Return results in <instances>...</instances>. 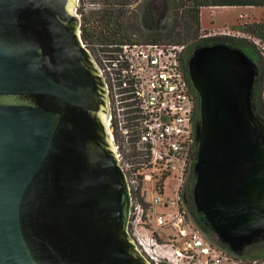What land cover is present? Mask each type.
<instances>
[{
  "label": "water",
  "instance_id": "obj_1",
  "mask_svg": "<svg viewBox=\"0 0 264 264\" xmlns=\"http://www.w3.org/2000/svg\"><path fill=\"white\" fill-rule=\"evenodd\" d=\"M76 6L0 0V264H150L128 233L132 199ZM186 66L199 109L193 202L240 254L264 236L257 65L218 43Z\"/></svg>",
  "mask_w": 264,
  "mask_h": 264
},
{
  "label": "built area",
  "instance_id": "obj_2",
  "mask_svg": "<svg viewBox=\"0 0 264 264\" xmlns=\"http://www.w3.org/2000/svg\"><path fill=\"white\" fill-rule=\"evenodd\" d=\"M183 45H119L97 68L132 203L128 233L150 264H257L208 241L181 200L196 154L198 99Z\"/></svg>",
  "mask_w": 264,
  "mask_h": 264
},
{
  "label": "trees",
  "instance_id": "obj_3",
  "mask_svg": "<svg viewBox=\"0 0 264 264\" xmlns=\"http://www.w3.org/2000/svg\"><path fill=\"white\" fill-rule=\"evenodd\" d=\"M112 1L117 4V0H93ZM208 7H256L264 8V0H145L140 4L139 12L135 14L138 18L136 34L138 39L133 38L135 32H131L125 22L108 19V33L110 38L119 42H141L154 43L160 45H183L185 47V57L201 46L213 44H227L239 48L246 52V41L235 37L213 36L200 38V11ZM109 16H112L110 14ZM120 14H116L115 19ZM88 18H83V36L87 34L85 24ZM251 33L258 39L264 40V27L254 25L250 28ZM257 76L255 78L252 91V106L255 115L264 122V64L262 60L256 61ZM187 211L191 214L195 225L208 235L209 230L204 227L203 219L195 212L191 201L187 204Z\"/></svg>",
  "mask_w": 264,
  "mask_h": 264
},
{
  "label": "rangeland",
  "instance_id": "obj_4",
  "mask_svg": "<svg viewBox=\"0 0 264 264\" xmlns=\"http://www.w3.org/2000/svg\"><path fill=\"white\" fill-rule=\"evenodd\" d=\"M93 0H77L79 11L83 17H86V12L83 10ZM81 9V10H80ZM131 32H135L133 38L138 39L139 35L136 34L135 22L128 20L125 22ZM200 25L201 30L199 33L200 38L222 36V37H235L244 39L246 41V54L251 58L255 64L256 61L262 60L264 64V40L255 37L250 28L254 25L264 27V8L256 7H208L202 8L200 11ZM264 92V86H263ZM254 126L259 142L264 151V122L261 121L256 115L254 116ZM197 151V150H196ZM184 195H187L186 187L182 188L181 200ZM184 206V205H183ZM209 234L206 236L208 241L213 243L220 249H227L233 255L243 259L246 262H256L257 264H264V236L257 238L249 244L240 254H236L222 242L218 236L210 229Z\"/></svg>",
  "mask_w": 264,
  "mask_h": 264
},
{
  "label": "flooded vegetation",
  "instance_id": "obj_5",
  "mask_svg": "<svg viewBox=\"0 0 264 264\" xmlns=\"http://www.w3.org/2000/svg\"><path fill=\"white\" fill-rule=\"evenodd\" d=\"M144 1L145 0H117V4H113L112 1L90 2L88 4L89 6L83 9L86 12V17L88 18L89 21L88 24H85V28L87 29V34H85V37L83 36V25H82L84 17L81 15V13L77 15V11H79V7L78 5L76 6L75 12L80 21V26H79L80 39L82 41L83 47L88 51L93 61L95 62L96 66H97V61L101 56L103 57L111 56V53L115 51V49L119 45L124 44V43H119L113 40L112 38H110L109 33L107 31L108 19L111 18L112 20L114 19L118 22H126L128 20H131L132 22H138L139 19L135 17V14L139 12L140 4ZM110 14H112V16H109ZM116 14H120L119 18L117 19L113 17ZM126 43H132V42H126ZM185 66H186V60H185ZM186 70H187V66H186ZM187 77H188V70H187ZM195 160H196V154L193 157V161L188 166L187 173L183 182V188L185 186L187 191V195H184L183 197V205L186 209H188L187 204L189 203V201H191V205L195 210V212L197 213L193 202ZM189 215L192 218L190 213ZM204 227L209 228L205 224ZM204 235L205 237L207 236L206 234Z\"/></svg>",
  "mask_w": 264,
  "mask_h": 264
},
{
  "label": "crops",
  "instance_id": "obj_6",
  "mask_svg": "<svg viewBox=\"0 0 264 264\" xmlns=\"http://www.w3.org/2000/svg\"><path fill=\"white\" fill-rule=\"evenodd\" d=\"M263 96H264V92H263Z\"/></svg>",
  "mask_w": 264,
  "mask_h": 264
}]
</instances>
